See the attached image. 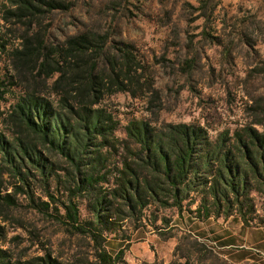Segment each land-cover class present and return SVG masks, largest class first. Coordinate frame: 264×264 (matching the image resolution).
<instances>
[{
	"label": "trees",
	"instance_id": "trees-1",
	"mask_svg": "<svg viewBox=\"0 0 264 264\" xmlns=\"http://www.w3.org/2000/svg\"><path fill=\"white\" fill-rule=\"evenodd\" d=\"M204 2L212 12L222 0ZM72 5L7 0L0 8L6 27L0 59H9L0 101L7 94L14 99L0 108V264H127L133 232L148 225L160 235L173 230L164 209L200 221L235 214L249 225L253 194L264 196V102L251 121L215 136L198 121L141 118L131 119L120 137V121L104 101L118 92L159 96L153 71L132 42L108 30L50 39L43 20ZM8 33L18 41L12 47ZM30 214L61 225L79 240L75 249L65 255L46 239L30 251L40 237L36 226L28 229ZM19 228L31 237L11 235ZM28 238L30 245L16 252L12 244L19 248ZM110 239L126 244L113 253ZM216 254L183 229L174 259L141 264H223Z\"/></svg>",
	"mask_w": 264,
	"mask_h": 264
},
{
	"label": "rangeland",
	"instance_id": "rangeland-1",
	"mask_svg": "<svg viewBox=\"0 0 264 264\" xmlns=\"http://www.w3.org/2000/svg\"><path fill=\"white\" fill-rule=\"evenodd\" d=\"M68 1L73 3L69 10H55L43 20L50 39H63L84 28L108 30L116 39L132 42L143 63L153 71L159 96L133 97L118 92L105 99L104 104L120 121V137L126 135L124 127L131 119L141 118L154 122L198 121L215 136L223 129L251 121L257 102H264V71L259 69L264 67V0H222L212 12L210 8L206 11L205 0ZM6 2L0 0V8ZM2 31L6 27L0 11ZM4 37L9 47L18 42L13 33ZM192 58L195 62L187 66L186 61ZM8 72L9 59L3 55L0 76L4 78ZM6 97L0 101L1 109L14 101L12 94ZM253 195L255 211L249 214V225L235 214L200 221L186 211L181 218L176 208L162 210L161 214L171 216L176 227L168 235H160L151 225L133 232L125 252L127 264L171 261L183 229L211 245L215 241L222 247L220 255L216 254L220 262L233 264L228 258L239 253L237 250L254 236L251 232L255 227H264V196L257 192ZM82 208L86 215L85 204ZM26 218L31 223L28 229L33 231L36 226L40 232L30 251L39 243H47L46 239L65 255L75 249L79 240L58 223L38 214ZM29 231L19 228L11 235L31 237ZM231 238L234 240L227 242ZM30 243L28 238L19 248L15 244L12 247L19 252ZM125 244L120 239L107 243L113 253Z\"/></svg>",
	"mask_w": 264,
	"mask_h": 264
},
{
	"label": "crops",
	"instance_id": "crops-1",
	"mask_svg": "<svg viewBox=\"0 0 264 264\" xmlns=\"http://www.w3.org/2000/svg\"><path fill=\"white\" fill-rule=\"evenodd\" d=\"M251 234H254V236L248 238L247 244L241 246L242 249L237 250L239 253H235L231 258L225 255L231 263L264 264V227H255ZM247 236H249V234ZM233 240L234 239L231 238L228 239L227 242Z\"/></svg>",
	"mask_w": 264,
	"mask_h": 264
},
{
	"label": "built area",
	"instance_id": "built-area-1",
	"mask_svg": "<svg viewBox=\"0 0 264 264\" xmlns=\"http://www.w3.org/2000/svg\"><path fill=\"white\" fill-rule=\"evenodd\" d=\"M208 243V242H207ZM209 244V243H208ZM214 250H216L217 252H220L219 249H221L222 247L220 245H218L215 241L214 243L209 244Z\"/></svg>",
	"mask_w": 264,
	"mask_h": 264
}]
</instances>
